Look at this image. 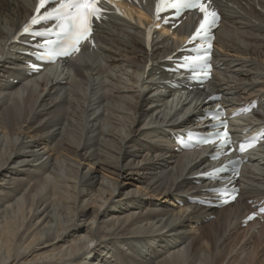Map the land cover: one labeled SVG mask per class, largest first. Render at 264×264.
<instances>
[{"label":"bare ground","instance_id":"6f19581e","mask_svg":"<svg viewBox=\"0 0 264 264\" xmlns=\"http://www.w3.org/2000/svg\"><path fill=\"white\" fill-rule=\"evenodd\" d=\"M213 2L222 24L212 81L174 89L164 60L188 21L145 44L146 11L112 12L95 49L34 76L28 62L43 39L13 42L34 0H0V264L264 261V220L245 223L264 206V141L232 182L179 146L217 106L240 112L234 138L264 140V0ZM226 185L240 195L225 207Z\"/></svg>","mask_w":264,"mask_h":264},{"label":"snow or ice","instance_id":"6c2138e0","mask_svg":"<svg viewBox=\"0 0 264 264\" xmlns=\"http://www.w3.org/2000/svg\"><path fill=\"white\" fill-rule=\"evenodd\" d=\"M140 0H137L139 3ZM50 0H39L36 14L31 18V25H36L39 22H46L52 20L56 23L55 29H45L50 35L55 33L56 40H50L44 33L35 30H30L29 25H25L24 34L33 35L44 40L50 47L45 51L54 57L65 58L72 54L73 51H79L80 42L87 41L91 37V26L94 21L99 22L104 18L106 9L103 7L102 0H59L60 6L54 8L52 11L41 12V8L47 7ZM159 4H164L166 7L161 9ZM212 0H159L156 8L157 19H164L160 15L162 11L167 12L171 10L176 19L184 11H198L201 14L199 26L195 29L190 39L195 42L196 40H210L209 33L219 20V14L211 7ZM66 9V10H65ZM166 24L172 22V18L164 19ZM178 27V25H174ZM58 29V30H57ZM151 31V30H150ZM211 44L209 43L208 49L198 51L196 60L202 61L203 67L192 66L191 70L194 73L205 74V69L208 67ZM205 143H212L209 139ZM233 199L239 195L238 192L230 194ZM249 217L248 219H253Z\"/></svg>","mask_w":264,"mask_h":264},{"label":"rangeland","instance_id":"374dc122","mask_svg":"<svg viewBox=\"0 0 264 264\" xmlns=\"http://www.w3.org/2000/svg\"><path fill=\"white\" fill-rule=\"evenodd\" d=\"M182 197H184V196H182ZM188 198H195V197H188ZM248 204H250V202H248ZM211 220H213V217H210V218H208L206 221H205V223H207V222H209V221H211ZM254 241H255V239H252V242H250V244H253L254 243ZM262 260H264V258L262 259ZM261 262V261H260ZM260 262H258V263H260ZM261 263H263L264 264V261H262ZM260 263V264H261Z\"/></svg>","mask_w":264,"mask_h":264}]
</instances>
